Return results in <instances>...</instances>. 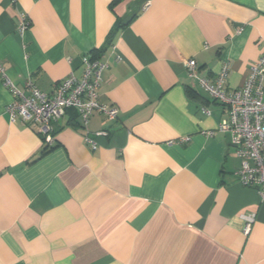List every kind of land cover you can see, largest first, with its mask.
<instances>
[{
    "label": "crops",
    "instance_id": "1",
    "mask_svg": "<svg viewBox=\"0 0 264 264\" xmlns=\"http://www.w3.org/2000/svg\"><path fill=\"white\" fill-rule=\"evenodd\" d=\"M263 52L264 0H0L14 85L49 92L86 55L107 63L98 98L118 109L86 125L68 109L47 146L9 121L0 75V264H264V198L235 174L227 110L185 69L212 80L225 64L232 91Z\"/></svg>",
    "mask_w": 264,
    "mask_h": 264
},
{
    "label": "built area",
    "instance_id": "2",
    "mask_svg": "<svg viewBox=\"0 0 264 264\" xmlns=\"http://www.w3.org/2000/svg\"><path fill=\"white\" fill-rule=\"evenodd\" d=\"M145 4V6H147ZM28 26L27 18L21 15L17 29L23 31ZM83 72L80 78L73 72L55 84L49 92L41 91L30 78L21 87L14 85L5 75L0 63L3 84L12 94V101L6 107L10 122H21L36 127L43 143L51 146L55 142L53 124L68 109H74L84 125L94 114L103 115L108 120L117 117L118 109L99 101L98 90L102 82V72L107 63L86 55L82 57ZM187 76L198 83L215 102L225 107L227 117L219 123L218 129L229 134L231 145L240 166L236 176L241 185L257 188L264 198V52L248 68L243 84L235 89L225 88L227 67L223 64L212 80L199 76L194 59L185 61ZM106 131H96L95 135H106ZM84 142L95 148V140L85 130ZM244 234L247 235L254 223L255 214H242Z\"/></svg>",
    "mask_w": 264,
    "mask_h": 264
}]
</instances>
